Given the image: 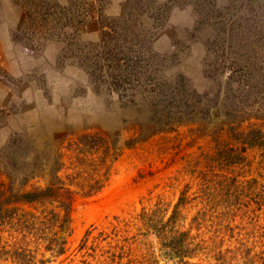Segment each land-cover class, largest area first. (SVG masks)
<instances>
[{
    "label": "rangeland",
    "instance_id": "1",
    "mask_svg": "<svg viewBox=\"0 0 264 264\" xmlns=\"http://www.w3.org/2000/svg\"><path fill=\"white\" fill-rule=\"evenodd\" d=\"M48 1L69 9L62 21L80 44L99 43L107 20L131 10L157 55L141 63L133 92L152 98L124 107L107 83L93 90L68 37H23L25 13L37 11L0 0V202L8 188H43L56 158L74 193L62 255L46 249L59 223L37 220L50 207H4L0 264H264V0ZM177 76L206 96L188 101L193 120L129 146L139 126L147 135L164 124L152 100ZM157 225H167L159 236ZM184 232L178 254L169 238Z\"/></svg>",
    "mask_w": 264,
    "mask_h": 264
},
{
    "label": "trees",
    "instance_id": "2",
    "mask_svg": "<svg viewBox=\"0 0 264 264\" xmlns=\"http://www.w3.org/2000/svg\"><path fill=\"white\" fill-rule=\"evenodd\" d=\"M26 5L29 7V10L32 9L37 12L31 13L27 11L25 13V19L21 23L23 37L28 39L29 35L31 37L42 35L46 38L57 35L58 37L63 33L68 37L69 42L66 50L76 53L81 58H79V63H85L86 66L84 67L87 71L89 82L91 85L93 84V90H99L104 83H107L106 90L116 92L117 96L120 97V101L123 100L122 105L124 107L135 105V100L139 95V100L143 104H146L149 99L151 100L152 97L148 96V94L146 95L145 91H139L140 93L133 92V90L136 91L138 88H141V83L139 82L141 63L147 58H154L157 55L153 52L152 46L147 41L149 30L144 27L145 25L139 21L138 17H132L131 10H127L129 13L121 18L107 20L106 26L101 27L99 43L80 44L77 30L70 23V19L62 21V18L65 17L69 9L60 7L55 2L51 3L48 0H26ZM125 6L128 9L131 8L128 5V0ZM51 16H54V20H56L55 24L58 25V34H52L48 28L49 18ZM72 46H76V48L72 50ZM105 77L107 80H104L106 79ZM174 83L176 84L174 87H171L172 89L170 91H158L155 94V98L152 101L157 103L156 107V103H150L151 112L154 115H159L161 118L158 116V119L160 121L163 119L165 121L164 124L162 122L158 128L151 130L147 135H144L143 127L139 126V134L136 139L128 142L129 146L136 143L137 140L143 141L155 133L165 131L175 119L176 121H181L182 117H186L193 120V116L198 112V108L197 106L188 104V101H194V103L198 104L205 100L206 96L191 94V89L187 88V84L181 76H177ZM129 89L131 91L129 96H127ZM248 89L252 90L253 84L251 87L248 86ZM97 92L95 91V93ZM124 97L126 100H124ZM172 100L176 102L171 104L170 101ZM213 105L212 108L217 107L215 106L216 103ZM210 108L209 104L201 108L199 110L201 116L209 117ZM1 113L2 110L0 108ZM62 166L63 164L59 162L58 158L56 160L53 159L49 169L40 174V177L47 178L43 188L31 189L29 191L17 190L15 192H12V188H8V194L0 202V211L11 204H37L39 206L50 207L48 212L43 213V217L41 218L37 217V220H41L44 224L49 222L59 223V232L51 240L53 244L46 246L47 250L58 255H62L65 251V238L70 232L71 213L74 202V193L62 181L61 177L58 176ZM26 180L27 178H22L21 184L26 182ZM101 188L102 186H99L94 192H98ZM178 205L179 203L176 204L172 215L167 221L170 228L172 227ZM164 226L159 227L157 225L152 229L159 236L158 229L165 230L166 228ZM61 233H64L65 237L58 236ZM88 234L89 231H86L82 242L87 239ZM186 236L185 232L174 234L169 238V247L175 249L178 254L184 253V251L182 252L184 250L182 246ZM41 264H45V261H41Z\"/></svg>",
    "mask_w": 264,
    "mask_h": 264
}]
</instances>
